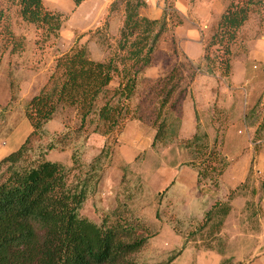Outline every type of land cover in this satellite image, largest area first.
Returning <instances> with one entry per match:
<instances>
[{"label":"rangeland","instance_id":"1","mask_svg":"<svg viewBox=\"0 0 264 264\" xmlns=\"http://www.w3.org/2000/svg\"><path fill=\"white\" fill-rule=\"evenodd\" d=\"M114 1L84 0L76 6L73 0H43L47 9L64 16L59 37L47 40L44 30L22 21L18 8L9 0H0L12 31L23 44L22 51L10 54L11 47L0 40L1 107L11 98V77L18 87L16 101L0 116V157L17 151L32 133L25 116L26 105L46 84L58 57L75 44L86 46L98 61L116 57L121 27L116 29L122 25L125 12L120 2L111 11ZM209 1L214 11L229 3ZM176 2L167 0L166 7H175ZM186 20L184 17L183 24ZM216 26L208 25L206 29L201 23L196 25L203 43L210 40ZM172 36L161 40L153 65L141 76L136 94L127 104L128 116L118 129L109 135H103L101 127L95 132L98 120L93 115L78 132L79 118L72 110L60 109L47 125L49 135L39 143L46 146L54 141L57 149L50 151L47 159L69 167L74 165L76 153L82 168L73 175L82 176L107 150L108 155L104 153L94 173L100 180L95 188V182L89 187L91 192L81 215L99 225L111 224L120 217L147 229L151 238L136 255L138 262H166L181 252L172 264H255L259 257L255 232L260 231L264 216V172H259V167L264 169V159L262 163L260 160L264 154V0L239 32L229 77L223 69L208 74V63L189 60ZM175 65L182 68L181 87L194 84L199 132L207 134L211 145L217 140L214 151L226 161L218 186L208 181L199 187L192 179L196 174L192 166L195 153L180 143L181 129L172 142L152 146L159 123L167 116L168 123L177 125L182 115V102L174 96L162 110L158 125L154 124L159 108L158 82H167ZM120 82L119 77L114 79L107 97L113 95ZM105 101L102 99L100 106ZM66 133L63 140L61 136ZM77 178L72 177L71 182ZM237 199L240 204L233 205L222 226L207 218L216 203L229 204ZM215 233L219 235L215 237Z\"/></svg>","mask_w":264,"mask_h":264},{"label":"trees","instance_id":"2","mask_svg":"<svg viewBox=\"0 0 264 264\" xmlns=\"http://www.w3.org/2000/svg\"><path fill=\"white\" fill-rule=\"evenodd\" d=\"M73 1L80 6L84 0ZM9 2L18 8L23 22L44 30L47 40L59 37L64 22L62 13L47 9L43 0ZM119 2L124 5L125 17L119 30L116 57L98 61L91 57L86 46L76 44L58 57L48 81L26 105L25 116L32 133L17 151L0 161V264H148L136 260L151 238L147 229L120 217L111 224L99 225L81 215L91 192L89 187L95 182V188L100 180L94 173L107 150H103L82 176L73 175L82 168L76 153L74 165L69 167L47 159L48 153L57 149L54 141L46 146L39 143L49 135L47 125L60 109L72 110L79 118L78 132L84 130L93 115L98 120L95 132H100L101 127L104 128L101 133L109 135L118 129L128 116L127 104L135 96L141 76L153 65L162 37L183 25V18L171 4L160 19L151 20L140 14L147 0H115L111 11L117 9ZM262 4L263 0H229L210 40L204 43L203 60L208 63V74L223 69L226 77L231 75L233 48L239 32L254 9ZM8 22L7 10L0 5V40L11 47L10 54H16L23 50V44ZM116 77L121 82L113 95L107 97ZM182 77L181 65H175L167 82H158L159 108L154 124L158 125L162 110L174 96L182 102V115L177 125L168 123L167 116L159 123L153 147L172 142L181 129L184 102L189 95V86L181 87ZM10 92L9 103L0 106V116L17 99L18 87L12 77ZM102 99L106 101L100 106ZM67 136L66 133L61 137ZM216 142L211 145L207 134L199 132L198 124L191 138L180 141L184 148L195 153L192 166L196 169L199 187L208 181L218 186L219 178L225 173L226 161L214 151ZM76 176V181L71 182ZM231 210V203H216L206 216L222 226ZM216 233L215 237L219 235ZM180 254L157 264H172Z\"/></svg>","mask_w":264,"mask_h":264},{"label":"crops","instance_id":"3","mask_svg":"<svg viewBox=\"0 0 264 264\" xmlns=\"http://www.w3.org/2000/svg\"><path fill=\"white\" fill-rule=\"evenodd\" d=\"M167 4V0H147V6L140 10L142 17H146L151 20L160 19L163 16ZM175 9L179 12L182 18L186 17V23L182 26H178L173 31V36L167 33L164 36H172V41L180 43L184 50L185 56L193 61L199 62L203 60L204 56V43L201 39V34L196 25L199 23L204 25V28L208 29V25H214L218 22L225 8H221L219 11H214L213 5L209 0H177L175 3ZM214 11V12H213ZM192 19V21H191ZM191 25V26H190ZM119 26L116 31H118ZM162 37V40L166 37ZM162 42V41H161ZM174 44V43H173ZM150 69V68H149ZM146 76L150 77V73L147 72ZM198 82L197 80L195 81ZM194 84L189 88V95L184 102V116L181 126V137L184 139L191 138L197 131V118H196V104L197 96L195 94ZM229 100H234V97H230ZM0 157V161L5 157ZM264 154L261 155L260 160L263 162ZM260 163V164H261ZM259 172H264L262 167H259ZM193 180H197V174L192 176ZM240 199L231 203V206L240 204ZM262 222L261 229L256 233V238L259 239L256 242V249L258 258L255 264H264V216L260 220Z\"/></svg>","mask_w":264,"mask_h":264}]
</instances>
